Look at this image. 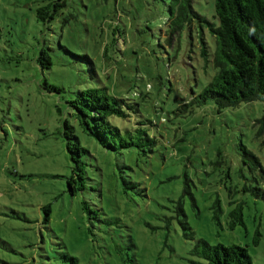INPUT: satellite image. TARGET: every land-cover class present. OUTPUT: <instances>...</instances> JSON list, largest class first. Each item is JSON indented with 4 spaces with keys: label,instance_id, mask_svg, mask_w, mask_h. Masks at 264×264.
<instances>
[{
    "label": "rangeland",
    "instance_id": "374dc122",
    "mask_svg": "<svg viewBox=\"0 0 264 264\" xmlns=\"http://www.w3.org/2000/svg\"><path fill=\"white\" fill-rule=\"evenodd\" d=\"M51 1L0 0V264H58L59 252L78 264H205L192 254L197 239L246 248L252 264H264V201L243 192L256 172L242 164L240 150L245 146L264 164L255 138L264 103L221 112L211 100L188 106L210 69L203 68L196 21L171 36V0H64L54 21L43 23L35 11ZM213 3L192 5L212 20ZM203 36L214 49L206 28ZM58 44L87 55L95 75ZM45 45L54 64L42 71L35 59ZM44 81L64 92L50 93ZM95 87L138 104V114L110 122L121 130L144 128L156 141L152 153L115 154L82 130L67 101ZM64 121L90 153V180L74 195L66 185ZM238 204L243 224L231 226L228 213Z\"/></svg>",
    "mask_w": 264,
    "mask_h": 264
},
{
    "label": "trees",
    "instance_id": "16d2710c",
    "mask_svg": "<svg viewBox=\"0 0 264 264\" xmlns=\"http://www.w3.org/2000/svg\"><path fill=\"white\" fill-rule=\"evenodd\" d=\"M194 0H171L168 6V26L170 34L180 35L186 27L190 28L193 21L199 26V48L203 68L209 79L202 90L194 96L188 106H199L206 101H213L218 112L238 107L242 103L260 101L264 103V0H214L213 19L208 20L193 8ZM66 6L64 0H52L38 7L36 18L43 23H50ZM67 21V19L65 20ZM206 28L214 39L211 49L203 36ZM1 38V28H0ZM67 57L75 61H83L88 65L87 72L95 75L94 67L87 55H78L58 44ZM47 45L38 49L35 62L42 70H50L54 64ZM213 72V73H212ZM44 88L50 93L61 94L63 88L50 86L44 81ZM69 109L82 130L92 137L103 149L121 154L125 150L135 148L143 154L153 152L156 141L141 127L119 129L110 122V117H129V113L138 114L137 103H129L110 95L105 87L87 88L75 93L72 100L67 101ZM129 111V113H128ZM259 126L255 133L259 147L264 150V119L256 122ZM61 133L71 162V175L66 178L67 191L70 195L83 192L86 181L90 180L86 171L87 156L90 153L83 148L74 132L73 126L64 121ZM242 164L255 171L252 176L254 185H245L243 192L250 193L254 198L264 201V164L248 150L240 146ZM132 186H137L133 183ZM230 202L229 204H233ZM86 210L89 203L84 202ZM214 219L219 220L222 208L218 199L213 203ZM179 213H184L178 207ZM44 220L48 221L49 207H44ZM230 225L243 224L241 204L236 205L228 213ZM184 236L194 240V233L185 220L180 221ZM192 254L202 258L205 264H252L246 248L217 244L210 245L203 239H197ZM58 264H78L77 259L67 252H59Z\"/></svg>",
    "mask_w": 264,
    "mask_h": 264
}]
</instances>
